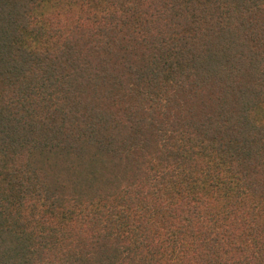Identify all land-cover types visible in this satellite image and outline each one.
Here are the masks:
<instances>
[{"label": "trees", "instance_id": "trees-1", "mask_svg": "<svg viewBox=\"0 0 264 264\" xmlns=\"http://www.w3.org/2000/svg\"><path fill=\"white\" fill-rule=\"evenodd\" d=\"M0 264H264V0H0Z\"/></svg>", "mask_w": 264, "mask_h": 264}]
</instances>
